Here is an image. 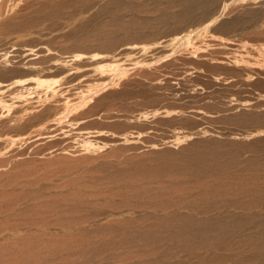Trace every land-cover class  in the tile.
Here are the masks:
<instances>
[{"label":"rangeland","instance_id":"rangeland-1","mask_svg":"<svg viewBox=\"0 0 264 264\" xmlns=\"http://www.w3.org/2000/svg\"><path fill=\"white\" fill-rule=\"evenodd\" d=\"M0 264H264V0H0Z\"/></svg>","mask_w":264,"mask_h":264},{"label":"bare ground","instance_id":"bare-ground-1","mask_svg":"<svg viewBox=\"0 0 264 264\" xmlns=\"http://www.w3.org/2000/svg\"><path fill=\"white\" fill-rule=\"evenodd\" d=\"M139 10V9H138ZM131 11V10H130ZM158 11V10H157ZM172 11V10H171ZM152 15V14H151ZM156 15V14H155ZM187 17V16H186ZM152 18V17H151ZM162 19V18H161ZM158 21V20H157ZM181 23V22H180ZM108 24H110V23H108ZM112 24H114V23H112ZM195 24V23H194ZM206 24V23H205ZM207 24H209V22L207 23ZM161 25V24H160ZM160 27V26H159ZM200 27V26H199ZM205 28H206V26H205ZM128 31V30H127ZM208 32V31H207ZM159 37V36H158ZM191 72V71H190ZM236 73V72H235ZM187 74V73H186ZM193 78V77H192ZM246 79V78H245ZM242 81V80H241ZM250 81V80H249ZM189 84V83H188ZM215 85V84H214ZM119 86V85H118ZM197 86V85H196ZM251 88V87H250ZM253 97V96H252ZM190 98V97H189ZM140 103V102H139ZM202 104V103H201ZM263 107V106H262ZM217 109V108H216ZM198 111V110H197ZM198 150V149H197Z\"/></svg>","mask_w":264,"mask_h":264}]
</instances>
